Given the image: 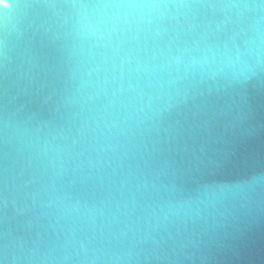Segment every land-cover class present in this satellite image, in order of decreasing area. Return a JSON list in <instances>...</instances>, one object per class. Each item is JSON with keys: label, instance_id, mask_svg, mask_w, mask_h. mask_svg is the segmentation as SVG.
Wrapping results in <instances>:
<instances>
[{"label": "water", "instance_id": "95a60500", "mask_svg": "<svg viewBox=\"0 0 264 264\" xmlns=\"http://www.w3.org/2000/svg\"><path fill=\"white\" fill-rule=\"evenodd\" d=\"M0 264H264V0H0Z\"/></svg>", "mask_w": 264, "mask_h": 264}]
</instances>
